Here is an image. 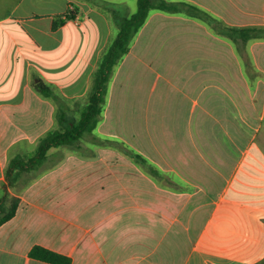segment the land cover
Instances as JSON below:
<instances>
[{
	"label": "crops",
	"instance_id": "0c3cea01",
	"mask_svg": "<svg viewBox=\"0 0 264 264\" xmlns=\"http://www.w3.org/2000/svg\"><path fill=\"white\" fill-rule=\"evenodd\" d=\"M12 1L0 16V198L8 189L21 201L0 226V264H52L30 257L36 244L73 264L260 260L264 74L248 78L243 63L264 69V38L243 45L201 19L152 10L115 69L94 135L80 149L53 147L11 187V158L34 153L59 115L77 117L88 90L77 82L91 80L116 18L132 11V0ZM185 1L229 26L264 27V0ZM67 13L76 16L54 30ZM40 81L61 101L41 94Z\"/></svg>",
	"mask_w": 264,
	"mask_h": 264
},
{
	"label": "trees",
	"instance_id": "16d2710c",
	"mask_svg": "<svg viewBox=\"0 0 264 264\" xmlns=\"http://www.w3.org/2000/svg\"><path fill=\"white\" fill-rule=\"evenodd\" d=\"M161 10L170 13H185L191 17L210 23L218 34L228 36L236 43L247 44L249 40L264 38V27L261 26H229L215 18L207 10L185 0H138V9L130 15L116 18L119 26L118 35L103 51L97 69L94 73L93 87L88 96V101L80 111V116L68 117L59 115V126L50 130L39 141L34 153L18 154L11 158L6 172L7 185L14 187L18 178L26 171L40 168L48 157L53 147L67 146L80 149V143L86 137L94 135V131L103 119V113L109 93V86L117 65L131 50L132 43L147 22L152 10ZM75 14L67 13L65 17L59 16L53 22L56 30L68 20L74 19ZM244 49H242L243 51ZM36 89L46 97L61 101L55 90L40 81L35 84ZM78 111V110H77ZM70 120V121H69ZM67 121L69 122L67 124ZM104 142L113 145L118 150L125 152L135 161L146 164L157 175L160 170L153 166L147 158L136 150L127 146L120 140L104 139ZM21 198L13 195L8 189L0 198V226L11 220L17 213ZM30 257L52 264H73L71 256L55 251L46 246L36 244L29 252ZM264 264V256L252 263Z\"/></svg>",
	"mask_w": 264,
	"mask_h": 264
},
{
	"label": "rangeland",
	"instance_id": "374dc122",
	"mask_svg": "<svg viewBox=\"0 0 264 264\" xmlns=\"http://www.w3.org/2000/svg\"><path fill=\"white\" fill-rule=\"evenodd\" d=\"M132 3V11L130 14L134 13L137 11L138 9V0H132L131 1ZM13 5V1L12 0H0V16L2 14H4V12H7L9 9H10V6ZM119 31L116 33V36L118 35ZM252 43V42H251ZM250 43L249 47L252 45ZM258 50V49H257ZM250 52V50H249ZM259 54V57H263V53L264 51H257ZM263 59V60H262ZM255 61V60H254ZM260 62H263L264 64V57L261 58ZM253 57L250 59V65H248L247 63H243V68H244V71H245V75H247L248 78H250V75L253 74L254 75H257V74H264V69L262 67H259L258 65H255L253 64ZM79 67H77L78 69ZM81 76V74H77V76ZM94 76V75H93ZM91 78V80L88 81H84L85 77L82 82H77V91H82L84 90L86 87H88V90L87 92L84 94L83 97H81L80 99H77V118L80 116V111L84 108V106L86 105L87 101H88V96L92 90V87H93V77ZM264 131V130H263ZM136 134V132H135Z\"/></svg>",
	"mask_w": 264,
	"mask_h": 264
}]
</instances>
